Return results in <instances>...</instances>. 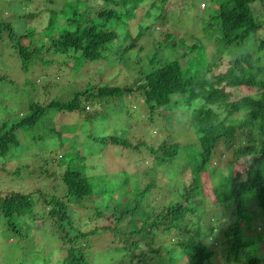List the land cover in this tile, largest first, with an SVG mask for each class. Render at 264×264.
Here are the masks:
<instances>
[{
  "label": "trees",
  "instance_id": "1",
  "mask_svg": "<svg viewBox=\"0 0 264 264\" xmlns=\"http://www.w3.org/2000/svg\"><path fill=\"white\" fill-rule=\"evenodd\" d=\"M70 1L72 4L77 0ZM92 1L89 17L88 9L79 14L75 12L76 6L73 12L66 13V25L56 34L57 38L51 36L48 46L26 45L30 33H17L11 21L0 18V49L12 48L24 60V65L36 58L48 64L60 61L68 68L72 60L71 71L76 72L87 64L103 61L116 76L114 85L100 84L77 91L66 102L35 103L30 106L33 112L20 122L7 126L2 121L0 157H6L18 147L19 131L37 124L46 111L81 112L92 116L95 112L90 113L87 107L92 98L98 103L105 102L106 106L112 102L119 106L120 101L115 99L136 93L135 98L142 97L141 102L149 111L150 122H160L164 127L158 141L144 145L154 156L150 174L140 179L125 197H114L115 192L109 186L104 189L107 194L97 196L88 184V175L70 168L69 162H60L58 177L66 201L55 196L42 198L41 211L46 209L42 217L33 212L31 195L0 189V230L21 234L27 225L39 220H46L58 229L64 224L68 228L60 238L67 256L62 263L90 264V256L77 246V242L85 238L73 225L74 206H77L104 221L95 236L113 237L119 226L123 241L116 247L112 264H264V230H256L264 223V58L258 56L264 48V14L258 22L254 6L264 5V0H212L214 11L208 15L205 25L201 23L203 42L194 41L190 53L183 52V38L179 36L178 40L173 31L156 28L151 41L155 50L146 55H143L146 49L139 44L143 39L149 40L144 33L153 23L145 24L146 20L160 22L166 12L152 17L149 11L155 4L148 7L143 0ZM66 5L68 3L64 9ZM201 5L206 9L204 3ZM52 28L53 22H50L49 29ZM132 29L136 32L134 38ZM258 31L262 32L258 47L255 49L252 45L250 51L229 63L225 73L214 75L221 62H210L206 58L208 43L216 50L228 51L248 41ZM128 40L130 42L125 43ZM176 40L179 42L175 43ZM134 52H142L143 67L139 70L134 69L137 63ZM165 53L171 54V59H165ZM40 56L51 57V61H44ZM39 60L36 62L40 63ZM228 88L250 89L255 93L232 100L226 93ZM168 117L178 119V124L170 128L163 126ZM187 126H191L190 134L179 132ZM110 143L123 149L134 148L127 139L111 137ZM219 147L232 152L226 174L221 167L211 164ZM181 157L187 162L186 169L175 172L180 167ZM60 158L64 161L62 155ZM79 159L84 160V157L77 155L75 161ZM167 173L168 181L163 182L165 185L159 190L169 187L166 195L170 199L164 198L165 204L161 203L156 209L148 203V198L157 186L158 174L164 177ZM205 175L212 183L211 194L215 198L212 206L224 209L227 215L213 212L209 217L207 198L202 190ZM50 177H54V173ZM99 198L101 201L97 203ZM69 203L74 204L71 212L66 211ZM213 219L225 220L224 227L212 224ZM159 237L164 242L161 246H157Z\"/></svg>",
  "mask_w": 264,
  "mask_h": 264
},
{
  "label": "rangeland",
  "instance_id": "2",
  "mask_svg": "<svg viewBox=\"0 0 264 264\" xmlns=\"http://www.w3.org/2000/svg\"><path fill=\"white\" fill-rule=\"evenodd\" d=\"M143 1L148 7L155 4V7L148 10L152 17H156L158 13L166 12L161 15L160 22L153 18H151L153 22L146 20L145 24H153L147 27L148 30L144 33V36L149 40L139 41V44H142L146 49H144L146 52L143 55L155 50L152 49L151 41L154 40L152 31L156 28L173 31L178 40L180 37L183 38L184 54L190 53L194 49V41L203 42L204 26L201 27V23L205 25L208 15L214 11L212 0ZM70 2V0H0V18L11 21L17 33H30L29 38L25 40L26 45L32 43L34 46L42 44L48 46L51 36L55 35L56 37V34L62 30L61 27L66 25L64 20L66 13L73 12L75 6V12L80 14L88 9L87 17L91 16L92 0H77L72 4ZM64 3H68L65 9ZM96 3L102 4V1H96ZM202 3L205 4V10L200 7ZM107 6L109 8V4ZM254 6L255 16L260 22L263 18L262 14H264V5L257 3ZM63 10L64 13L61 14ZM50 22H53L54 28L52 29H49ZM74 28L69 27L72 30ZM132 31L134 38L136 32L133 29ZM261 35L262 32L258 31L248 41L241 45H235L228 51L216 50L212 47L211 42L208 43L209 52L206 53V58L210 62H221L220 66L215 69L214 75L225 73L230 67L229 63L231 64L242 53L250 51L252 45L256 49L258 41L262 40ZM130 40L125 43L128 44ZM178 40L175 43H178ZM148 47H150L149 50ZM141 53L134 52L133 54L137 59V63L134 65L135 70L143 67ZM170 55L165 53L164 58L171 59ZM258 56L261 59L264 58V48L258 52ZM50 58L42 57L44 61H51ZM59 58L60 56H58ZM37 60L39 59L34 58L24 65V60L18 57L12 48L4 46L0 49V125L2 121L7 123V126L20 122V119L26 118L33 112L30 109L32 104L46 105L53 100L66 102L77 91L96 88L100 84H115L112 82L116 80V76L113 74V70H109L105 66L107 62L87 64L73 72L71 71L74 64L72 60L69 61L68 68L62 66L60 61L48 64L42 60H39L40 63H38ZM97 68L99 70L95 73ZM226 93L232 96V100H236L250 96L255 91L244 88L240 90L228 88ZM135 97L136 93L125 95L122 99H115L120 101L119 106L112 102L110 107L106 106L105 102L98 103L96 99L92 98L87 104L88 111L95 112L91 114L92 116L81 112L68 114L59 113L56 110L46 111L37 124L19 131L17 137L20 138V145L6 157H0V189L5 192L14 191L23 195H31L34 203L33 212L43 217L46 209L41 211L42 198L55 196L62 197L66 201L63 193L65 190L58 177L60 176L58 165L60 162H63L62 164L69 162L70 168L80 169L84 176L88 175L86 178L89 186L93 188L94 195L107 194L104 190L107 186L115 192L114 197L116 198L129 195V192L136 188L140 179L147 178L152 168L151 158L154 156L144 145L158 141L160 131L164 128L160 122H150L149 111L141 102L142 97ZM175 123L178 124V119L168 117L164 120L163 126L170 128ZM189 128L191 126L184 127L179 132L188 135L190 134ZM111 137L127 139L134 145V148L129 150L123 149L121 146L114 147L110 143ZM101 138L105 139L101 141ZM60 155L64 157V161H60ZM77 155L84 157V160L75 161ZM231 158L230 149L225 151L224 148L219 147L213 155L212 167L219 166L226 174V168ZM73 160L75 164L72 163ZM179 161H181L180 167H177L175 172H184L187 162L184 161V157H181ZM52 173H54V177H50ZM168 175L167 173L162 177L158 174L159 181L155 183L157 186L152 189V195L148 198V203L156 209H159L161 203L165 204L164 198L165 200L166 198L170 199L166 195L170 192L169 187L164 188L163 191L159 190L161 186L165 185L163 182L168 181L166 178ZM202 179V190L204 197L207 198L209 217L213 216V212L218 215H223L225 212L227 215L224 209L212 206L211 203L215 200L211 194L212 183L207 175ZM142 187L143 185L140 186V188ZM100 201L99 198L97 203ZM73 206V203H69L66 211L70 210L71 212ZM104 206L99 208L102 209ZM74 207L73 225L85 235L83 240L77 242V246L84 248L86 256H90V264H112L111 261L116 255V247L123 241L119 234V226H117L113 237L95 236L97 229L104 225V221L101 217H94L92 213L78 209L77 206ZM104 211L106 212V210ZM223 222H216L213 219L211 223L224 227ZM67 228L62 224L58 229L46 220H39L34 224L31 222L30 225H27L21 234L1 229L0 264H63L62 261L67 256V250L62 249L64 243L60 236L66 234ZM260 229L264 230V223L257 226L256 230ZM163 244V239L157 238V246ZM87 245H89L88 248H86Z\"/></svg>",
  "mask_w": 264,
  "mask_h": 264
},
{
  "label": "clouds",
  "instance_id": "3",
  "mask_svg": "<svg viewBox=\"0 0 264 264\" xmlns=\"http://www.w3.org/2000/svg\"><path fill=\"white\" fill-rule=\"evenodd\" d=\"M202 6H203V5H200V7H201L202 9H204ZM87 110H88V109H87Z\"/></svg>",
  "mask_w": 264,
  "mask_h": 264
}]
</instances>
